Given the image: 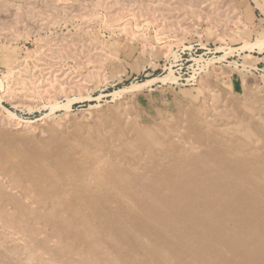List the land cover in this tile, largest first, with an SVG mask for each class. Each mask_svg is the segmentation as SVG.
<instances>
[{
	"label": "bare ground",
	"instance_id": "1",
	"mask_svg": "<svg viewBox=\"0 0 264 264\" xmlns=\"http://www.w3.org/2000/svg\"><path fill=\"white\" fill-rule=\"evenodd\" d=\"M151 4L129 5L174 17ZM254 45L264 37L240 48ZM209 92L214 104L158 127L118 109L92 127L48 125L23 146L0 137V264H264V104Z\"/></svg>",
	"mask_w": 264,
	"mask_h": 264
},
{
	"label": "rangeland",
	"instance_id": "2",
	"mask_svg": "<svg viewBox=\"0 0 264 264\" xmlns=\"http://www.w3.org/2000/svg\"><path fill=\"white\" fill-rule=\"evenodd\" d=\"M45 1L0 0V137L12 145L46 136L48 125L92 127L118 109L141 125L174 123L183 106L214 104L209 90L264 104V47L240 48L264 37V0H144L155 9L174 6L172 19L131 0H116V7L115 0ZM211 75L218 84L201 85Z\"/></svg>",
	"mask_w": 264,
	"mask_h": 264
}]
</instances>
